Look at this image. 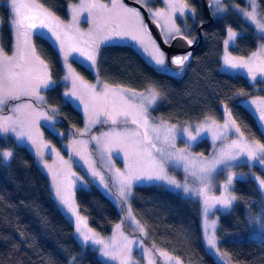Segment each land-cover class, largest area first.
I'll return each instance as SVG.
<instances>
[{
	"label": "trees",
	"instance_id": "16d2710c",
	"mask_svg": "<svg viewBox=\"0 0 264 264\" xmlns=\"http://www.w3.org/2000/svg\"><path fill=\"white\" fill-rule=\"evenodd\" d=\"M5 1L0 0V45L9 54L14 37ZM38 1L65 20L77 0ZM149 1L159 7L163 4L162 0ZM184 1L194 8V16L186 17L180 33L191 40L199 39V27L209 19L198 0ZM223 2L245 6L244 0ZM258 8L264 11V0H258ZM212 15L214 20L202 26L203 40L184 71L158 70L131 44H106L99 54L100 80L137 91L156 90L158 101L150 108L154 120L193 124L206 118L222 120L227 112L248 137L264 144V132L255 115L241 103L256 91V86L264 94V79L224 71L222 66L227 30L238 33L231 52L247 56L259 44L256 27L230 6L218 15L212 11ZM34 41L55 81L44 92L45 106L56 118L57 131L66 134L63 141L57 133L47 130L44 139L64 147L83 128L84 116L65 98L67 86L58 49L42 35L35 36ZM74 63L85 78H94L85 65L76 60ZM5 149H12L13 156L7 161L0 158V264H108L76 238L75 226L54 199L50 178L33 151L11 135H0V150ZM194 151L209 155L213 145L204 138L195 144ZM240 168L248 167L244 164ZM252 169L264 176L260 166ZM133 192L132 209L144 225L145 240L152 248L168 251L190 264H220L203 241L198 210L201 206L161 186L137 185ZM234 193L236 201L231 211L220 215L219 248L236 264H264V239L252 237L248 225V217L260 213L264 206L262 194L251 177L237 179ZM75 198L89 226L100 234H111L122 218L117 205L96 185L78 188Z\"/></svg>",
	"mask_w": 264,
	"mask_h": 264
},
{
	"label": "snow or ice",
	"instance_id": "6c2138e0",
	"mask_svg": "<svg viewBox=\"0 0 264 264\" xmlns=\"http://www.w3.org/2000/svg\"><path fill=\"white\" fill-rule=\"evenodd\" d=\"M139 2V0H137ZM111 7L107 4L98 3L97 0H91L81 6L87 10L97 9L101 12L102 23L97 26L96 32L98 33L107 24L113 25L112 31L118 37H128L132 41H135L141 50L147 54L149 60L156 66H163L165 64V52L162 51L155 39L152 37L147 24L144 23L141 11L138 8H131L123 3V0H109ZM147 3V0H145ZM214 5H219L221 0H212ZM168 11H156L151 14V17L157 18V22L160 19L165 21L163 29L165 35L172 37L173 33L176 35L180 34V29L176 28L170 22L172 16L176 11L181 14L184 13L185 9L193 12L194 9L180 2V0H167ZM10 7L12 11V18L9 23L14 28V48L12 54L6 53L0 45V111L8 104V101H20L22 97H32L37 101L45 102V98L40 95L41 88H49L55 81L52 80L48 65L41 60L35 52L34 46L30 43V35L34 29H48L56 37L60 39V33L52 27L55 22L59 26L58 18L55 17L54 13L44 8L43 5L35 2H25V0H10ZM251 11L242 10L243 15L252 22L256 30L261 34V39H264V11L257 12L258 5L256 0H251L250 3ZM75 12L76 10L73 9ZM217 11H226L224 8H218ZM103 13H107L105 17ZM75 21V16L73 17ZM65 28L71 27L65 25ZM228 40L225 44H228L230 40H234L235 33L228 29ZM92 40L91 48L92 51L84 52L79 48L73 49L80 53L86 61L95 63L96 52H97V37L95 33L89 34ZM187 44L191 45L193 40L188 39L186 36L183 37ZM111 36H105L104 42L111 40ZM167 43L168 41H163ZM190 53L185 55H177L172 58L171 63L183 66L185 61L189 59ZM264 57V44H260L258 51L252 53V56L248 60L242 58L231 57L230 55L224 56V64L229 68H245L248 72H259L264 75V64L259 68H253V63L256 58ZM67 54L65 55V59ZM160 71H168L167 68H159ZM68 71L70 75L65 76L64 80H72L73 88H76L77 79L73 70L69 66ZM252 79H256L255 74ZM80 84L83 87L89 89L92 93V98L99 105L105 109L111 105L112 113H107L113 124L117 123V116H129L132 115L130 123L135 125L136 128L131 131L117 132L113 134H104V139L100 137H92L98 144L101 145L103 151L109 156L111 155V146L114 143L122 144L126 149L125 155L128 157L127 165L123 171L116 169V177L118 182V192L121 201H127L132 195V188L134 184L144 182H163L157 184V186H171L172 190L182 189L185 193L193 191L187 183L181 184L174 177L168 173V166H180L183 165L184 171L195 177L203 187L197 190V194L205 195V213L208 207L207 189L212 173L217 171V168L224 166L222 170L227 169L231 166V161L238 159V156L243 155L252 160H258L261 165H264V144L255 141L251 144L240 143L239 140L232 141L227 148H222L217 155H214L211 160H207L201 156H193L187 148L177 149L176 139L177 136L185 139L186 142H194L201 135L202 131H209L210 129H204L198 127L195 135L189 127H177L176 125H169L163 121H150L149 108L156 102L157 93L151 89L148 91V95L143 93L131 94L132 97L136 98L138 102H134L132 99L127 98V94L123 90L111 89L108 85H103L100 92H96L94 85H84L83 81L80 80ZM66 96H76V92L65 93ZM79 99V97H77ZM252 104L258 105L259 115L258 120L264 122V100H253ZM28 111L25 112L24 110ZM13 115L3 117L0 120V132H12L17 135L19 139H26L31 141L32 144L37 143V139L33 137L29 132H25L22 129L32 123H35L36 117H42L46 121L53 119L52 115L48 112L43 111L35 107L31 102L19 103L11 107ZM55 110H53V113ZM93 112L96 116L99 115L97 111V105L93 104ZM20 114V115H17ZM21 115L23 118H21ZM231 117V114H229ZM100 122L98 119L92 118L90 114L89 125ZM231 123H234L232 121ZM225 129L230 127V123H226L223 126ZM87 130V129H86ZM239 132V128L235 129ZM242 135V133H241ZM218 139V136H214ZM43 147H48L44 145ZM235 149V151H233ZM79 155V153H76ZM57 155H59L57 153ZM13 156L11 151H0V158L7 161ZM46 167H48L46 165ZM94 175L99 176L98 172H94ZM103 180V177H100ZM54 179V196L57 199L58 206L69 215L74 217L73 223L76 232L82 237V241L87 245V242L91 241L93 245H100L98 249L103 256L110 258L111 260H118L119 264H130L131 245L133 243L143 247L140 241L130 240L127 236H123L124 244L119 251L116 250L117 246L115 243L110 245L103 239L98 237V234L91 233V230H85L87 227L86 219L80 215L78 206L73 199V193L70 188H65L61 185V182L56 178V173H53ZM232 183V175L229 174L227 182L224 185L227 191L228 186ZM258 186L264 192V180H258ZM107 188V184H105ZM215 203L223 205L225 208L231 206L232 202L236 199L234 196H225L221 198H212ZM129 219L134 221V218L129 215ZM140 232L147 234L142 226L139 225L138 221H134ZM116 229H121V224L116 225ZM121 235H123L121 233ZM207 244L212 248L216 249L215 237H209ZM151 253L152 249H148ZM160 255L165 260H171L172 258L167 253L161 252ZM148 264H154V261L150 260ZM177 264H180L178 261Z\"/></svg>",
	"mask_w": 264,
	"mask_h": 264
},
{
	"label": "rangeland",
	"instance_id": "374dc122",
	"mask_svg": "<svg viewBox=\"0 0 264 264\" xmlns=\"http://www.w3.org/2000/svg\"><path fill=\"white\" fill-rule=\"evenodd\" d=\"M139 1L147 7V9L150 12V15L156 11L167 12L169 10L167 0H162L163 4L160 7L153 5V2L151 3L149 0H147V3H145V0H139ZM223 1L224 0H221V3L219 5H214L212 3L211 10L214 11L215 15L225 12V11L223 12L217 11L218 8H224L227 10L229 6L241 14H243L242 10H247V11L252 10L250 7L251 0H244L245 1L244 7H240L236 3H231V2H229V4L227 5L224 4ZM5 2H7L6 6L9 8L12 18L11 7L10 5H8L10 4V0H6ZM25 2H35L37 4H40L37 0H25ZM88 2H91V0H77L76 2L72 3L70 6V17L68 19L61 20L54 14L55 17L58 18L59 26H57V24L54 22L52 27L55 28L60 33L61 38L59 40L56 39V37L52 35V33L48 31V29H34L32 30L30 35V43L34 46L36 55L41 60H43L47 64V62L39 54L35 46L34 37L36 35H42L46 37L58 49L63 63L64 77L70 75L68 71V68L70 66L71 69L73 70V73L75 74V77L78 78L76 88H73L72 80H68V81L64 80V83L67 86V90L65 93H71L72 91H75L77 95L76 96H70V95L66 96L65 94L64 95L68 101H70L77 109H79L82 112L84 116L83 128L79 130L77 136L70 138V140L66 144L64 143L61 144V145L64 144V147L66 145V148L62 146L58 147V145L46 141L44 139V132L47 130L57 133L59 135L58 138L62 139L63 141L64 140L66 141L65 139L66 134L57 131L56 118L45 106V102L37 101L32 97H22L20 101H11V100L8 101V104L3 108L2 111H0V120H2L3 117L13 115V113L11 112L12 106L24 102H31L35 107L48 112L49 115H52L53 119L51 121H46L42 117H36L35 123H32L22 129L25 132H29L33 137L37 139L36 144H32L31 141H28L26 139H19L17 135L12 132H7V133L0 132V135L2 136L11 135L15 138L17 143L26 144L37 157L39 164L47 172L51 181L52 189L54 186L53 173H56V178L61 182V185L65 188H70V191L73 193V199L75 203H76V198H75L76 190L80 187L90 188L92 187V185H96L97 187H99L109 198H111V200L117 205L118 209L120 210L122 218L117 223V224H121V229L118 231L116 229V225H117L116 224L114 226L113 232L109 235H103L93 230L88 224L87 217L80 212L79 208L78 210L80 215L86 219L87 227L85 230L87 231L90 229L91 233L98 234V237L100 239H103L106 243H109L110 245L115 243L117 246L116 248L117 251H119L124 244L123 236H127L130 240L133 241L138 240L142 243L143 247L139 246L136 243H133L131 245L130 257H128L130 260V264H148L150 260L154 261V264H177L178 261L180 262V264H190L168 251H159L152 248L146 242L145 234L138 230L137 225L134 222V221H138L139 225L142 226L143 229L145 230L144 225L140 222V220L137 218V216L135 215L132 209V198L134 194L133 192L134 187L137 185L157 186V184H161L163 182H144V183L134 184L132 188L131 197H129L127 201L122 202L121 198L119 197L118 182H117L115 170L119 169L123 171L125 169L128 161V157L125 155V152L130 151V149H126L122 144L114 143L111 146L112 150H111V155L109 156L105 151L102 150L101 145L92 139V137H100L101 140H103L105 133L108 134H113L117 132L122 133L126 131H131L132 129L136 128L135 125H132L130 123L131 119L133 118L132 115H129L127 117L117 116L116 117L117 123L113 124L111 122V119L109 118V115L107 114V113H112L113 111L112 106L109 105L105 109L103 106L99 105L98 102H95L93 100L92 93L89 91V89L83 87L80 84V80H82L84 85H94L96 88V92H100L102 90L103 85H105V83L101 82L98 74V62H99V54L101 47H103L106 44H131L145 57V59L148 62L150 63L152 62L149 60L147 54H145L141 50V48L137 45L135 41H132L128 37L116 36L115 33L112 31L113 25L111 23L107 24L97 33L96 32L97 26L102 23L101 12L100 10L97 9L87 10L81 6L82 4H86ZM97 2L102 4H107L109 8L111 7L109 0H97ZM180 2L186 3L184 0H180ZM123 3L126 6L131 7L127 5L124 2V0ZM256 4L258 5V0H256ZM187 5L189 6V8L194 9L189 4ZM73 9H75L76 11L74 12ZM257 12H260L258 7H257ZM103 15L106 17L107 13H103ZM141 15L143 16L144 19V15L142 12ZM74 16H75V21H73ZM187 16H194L193 12L189 11L188 8L185 9L183 14H181L179 11H176L172 16V20L170 23L174 25L176 28L180 29L181 32L183 26L185 25V22L183 21H185ZM152 18L157 20V18L155 17ZM179 19L182 21L181 23L178 22ZM159 22L161 23L162 30L165 35L163 29V25L165 21L163 19H160ZM65 25H70L71 27L65 28L64 27ZM11 28L14 37L15 32L12 25ZM231 30L236 35L234 40H230L228 44H225V41L228 40V32H227V37L224 41V49L222 54L223 70L231 73H242L251 79L255 74L256 78L259 77L264 79V75L259 74V72H255V73L248 72V70L245 68H235V69L229 68L224 64L223 58L225 55H230L231 57H235L238 59L242 58L244 60H248L249 57L252 56V53L258 51L259 45L264 44V39H261V34L256 30L259 37V44L257 49L247 56L234 55L231 52V47L235 44L238 33L235 32L233 29ZM90 33H95L98 41L96 45L97 52H96L95 63L86 61V59L82 57L79 52L73 50L75 48H79L86 53L92 51L91 48L92 40L90 39L89 36ZM174 35L176 34L173 33V36ZM105 36H111L112 39L104 41L102 43L99 42L100 40H103ZM165 37L168 42H170V40L172 39V37H168L166 35ZM14 44H15V40L13 41V48H14ZM12 51L11 53H9V55L12 54ZM66 54H67V58L65 59ZM75 60L78 63L83 64L88 69H90L94 74V78L91 80L85 78L82 75V73L79 70H77L76 65L74 63ZM152 64L154 65V63ZM262 64H264V57H258L256 58L252 66L253 68H259V66H261ZM156 67L158 69L161 67L167 68L168 71L166 72L173 71L166 63V55H165V64L163 66H156ZM106 85H108V87L111 89L123 90L124 93L127 94V98L132 99L134 102H138V100L131 96L133 92L143 93L146 96L148 95V91H149V90L137 91L122 86L109 85V84ZM258 89H259L258 86H256L255 88L256 91L250 96H247L244 99H242L241 103L255 115L262 131L264 132V122L258 120L259 107L258 105H254L251 103V101L253 100H257V101L264 100V94L258 92L259 91ZM45 90H46L45 88L40 89V95H42L44 98H45V93H44ZM151 90L155 91L157 93V97H159V93L156 90L154 89ZM77 97H79V99ZM157 101L158 98L156 102ZM156 102L150 108L156 105ZM94 103L97 105V111L99 112L98 116H96L95 113L93 112ZM150 108H149V114H150ZM24 111L27 112L28 110L25 109ZM90 114L92 115V118L98 119L100 122L94 123L90 126L89 125ZM21 118H23L22 115ZM149 118L150 121L152 122L157 121L154 120L151 116ZM232 121H233L232 118L226 112L222 120L206 118L193 124H178L167 121H163V122L169 125H176L177 127H182V128L190 126V130L192 131L193 135H195L196 129L198 127L204 129H210L209 131H202L201 135L197 138V140L190 143L186 142V140L181 138L180 136H177L176 147L177 149L187 148L188 151L193 156L199 157L201 155L194 154L195 153L194 146L198 141L206 138L212 143L213 152L209 155H203V157L207 160H211L213 156L217 155L222 148H227V146L234 140H239V142L242 144L243 143L251 144L255 141H258L248 137L235 123H231ZM226 123H230V127L228 129H225L223 127ZM236 128H239V132L235 131ZM214 136H218L219 138L216 139L214 138ZM258 142L263 144L260 141ZM44 145H47L48 147H43ZM0 151H11L13 153L12 149H5ZM233 151H235V149ZM57 153L59 155H57ZM76 153H79V155H77ZM244 164L248 168L242 170L240 166ZM46 165L48 167H46ZM254 165L260 166V168L264 171V165H261L258 160H252L243 155H240L238 156V159L231 161V166L228 167L227 169L222 170L224 166H220L219 168H217V171L212 173L211 175L209 187L207 189V197L209 199H208V207L206 213H205V195L197 194V190L201 189L203 185L195 177L185 172L183 165L180 166L169 165L168 173L170 176L174 177L181 184L187 183L189 187L193 189V191L189 193H185L182 189L172 190L171 186H167V185L161 186L166 189H170L172 191L180 193L185 198L193 200L196 204L199 205V207L201 206V209L199 208L198 210L201 216L203 241L207 251L211 253L220 264H236L227 253L223 252L219 248L218 245V229H219L220 215L223 213L230 212L236 199L232 202L230 207L225 208L223 205L219 203H215V200L212 198H221L225 196H234L236 198L234 193L235 181L237 179H246L248 177H251L256 181V185L260 190L264 200V192H262V190L258 186V180H264V176L252 169ZM94 172H98L100 175L99 176L94 175L93 174ZM229 174L232 175V183L228 186V189L226 191L224 185L227 182V177ZM101 176L103 177V180H101L100 178ZM105 184H107L108 186L107 188L105 187ZM53 196H54V189H53ZM54 199L57 202L55 196ZM63 212L70 218V220L73 223L74 217L69 215V213H67L64 210ZM130 214L131 217L134 218V221L129 219ZM248 225L250 227L252 237L257 238L258 240L264 239V206L261 207L260 213H257L255 216L248 217ZM121 233L123 235H121ZM75 235L76 238L85 246V244L82 241V237L76 232V230H75ZM213 236L216 239V249H212L207 244L208 238ZM86 247H90L91 249L95 250L98 253V255L101 258H103L108 264H119L118 260L114 261L108 257L103 256L102 253L98 251V249L101 247L100 245H93L92 242L89 241L87 242ZM148 249H152V252L149 253ZM161 252L167 253V255L172 259L165 260V258L160 255Z\"/></svg>",
	"mask_w": 264,
	"mask_h": 264
},
{
	"label": "water",
	"instance_id": "95a60500",
	"mask_svg": "<svg viewBox=\"0 0 264 264\" xmlns=\"http://www.w3.org/2000/svg\"><path fill=\"white\" fill-rule=\"evenodd\" d=\"M124 2L131 7L140 9V11L143 13L145 24H147L151 35L157 41L161 49L165 52L166 63L174 71H184L186 67L190 64L195 49L201 44L203 40V35L201 33L202 26H204L205 24L208 25L212 23L214 20L211 11L212 0H198L204 15L209 19L207 23L202 24L199 27V32H200L199 39L193 40V43L189 45L187 44L186 40L183 38L186 35L180 33L179 35H174V38H172L170 42L164 43L163 41L166 40V37L163 33L161 23L157 22L156 19L153 18L150 19L151 15L147 7L141 2H137V0H124ZM187 38L190 39L189 37ZM188 53H190L189 59L185 61L183 66L171 63L173 57L177 55H185Z\"/></svg>",
	"mask_w": 264,
	"mask_h": 264
},
{
	"label": "flooded vegetation",
	"instance_id": "af4514ba",
	"mask_svg": "<svg viewBox=\"0 0 264 264\" xmlns=\"http://www.w3.org/2000/svg\"><path fill=\"white\" fill-rule=\"evenodd\" d=\"M38 1V0H37ZM41 5H43L44 7H46L48 10H50L52 13H54V11H52L49 7H47L46 5L42 4L40 1H38ZM140 2V1H139ZM5 4L7 5V2H5ZM10 5V4H8ZM55 14V13H54ZM56 15V14H55ZM57 16V15H56ZM58 17V16H57ZM59 18V17H58ZM61 20H63L62 18H59ZM37 36V35H36ZM34 40H35V37H34ZM40 54V53H39ZM41 55V54H40Z\"/></svg>",
	"mask_w": 264,
	"mask_h": 264
}]
</instances>
